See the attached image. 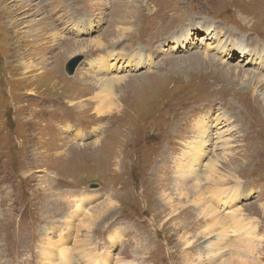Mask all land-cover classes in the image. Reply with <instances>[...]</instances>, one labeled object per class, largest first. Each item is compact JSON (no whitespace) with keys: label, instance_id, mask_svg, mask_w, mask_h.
<instances>
[{"label":"rangeland","instance_id":"rangeland-1","mask_svg":"<svg viewBox=\"0 0 264 264\" xmlns=\"http://www.w3.org/2000/svg\"><path fill=\"white\" fill-rule=\"evenodd\" d=\"M260 4L0 0V264H264Z\"/></svg>","mask_w":264,"mask_h":264},{"label":"bare ground","instance_id":"bare-ground-1","mask_svg":"<svg viewBox=\"0 0 264 264\" xmlns=\"http://www.w3.org/2000/svg\"><path fill=\"white\" fill-rule=\"evenodd\" d=\"M51 1V0H50ZM55 1V0H54ZM261 1V4L259 5V8L261 9V10H263L264 11V0H259V2ZM53 2V1H52ZM56 2H58V1H56ZM55 2H53V4H54ZM254 3H257V2H255L254 1ZM51 4V3H50ZM56 5V4H55ZM61 5V4H60ZM54 7V6H53ZM53 10V9H52ZM51 11V10H50ZM197 29V32H200V30H198V29H200V28H196ZM208 35H211V32L208 30ZM177 32H173V33H171L172 35H175ZM192 35H193V33H192ZM260 39L261 40H263L264 41V32L260 35ZM166 41H169V43H170V41H173L172 39H167ZM168 43V44H169ZM189 50H192V49H189ZM243 53V52H242ZM244 56H246V59H247V64L248 63H261V66H264V53H262V55H259L258 54V52L256 53V51H248V49L247 50H245L244 51V53H243V55H242V57L243 58H245ZM207 60H209L211 63H212V61L210 60V59H208V58H206L205 57V59H204V61H207ZM215 62V61H214ZM213 62V63H214ZM143 63H141V60L140 61H138V62H136L135 63V65H142ZM219 64V63H218ZM220 65V64H219ZM215 66V65H214ZM216 67V66H215ZM134 70H136V69H134ZM263 70H264V67H263ZM251 81H253V78H251ZM263 82V80L262 79H259V83H262ZM111 115V114H110ZM216 121V120H215ZM208 124H205V123H202V125L200 126V134H199V137H200V139H201V141H200V143L198 144V146L197 147H195V149H193V151L194 152H197V151H199V150H201L207 143H208V141H206L205 140V138H206V134H207V128H208ZM210 127V126H209ZM212 127H213V124H212ZM210 129V128H209ZM220 135V134H219ZM179 165H182V164H179ZM213 169H215V167L213 168ZM178 175H177V178H178V180L179 181H181V182H184V181H186L187 179H188V177H186V174L184 173V171H183V168H181L179 171H178V173H177ZM222 190H216V188L214 189V190H212V191H207V193H208V195H211V196H209V197H207V194L206 193H204L203 191H199L198 193H194V197H197V199H199V202H202V203H205V204H207V203H209V202H211L212 200H215V201H219V200H221V197H219L218 196V194H217V192H221ZM237 193H235L234 195H236ZM207 197V198H206ZM233 199V196H230V200H232ZM208 206V207H207ZM204 208H206L205 210H203V211H201V212H199L198 213V219H202V218H204L205 220H207V218L209 217V216H212V215H214V213H212V210H211V208H210V206L209 205H206ZM200 222H205V221H203V220H201V221H199V222H196V224L197 225H200ZM30 245V242H29V244H27L26 246H29ZM8 249L9 250H13V249H18V254H20L19 253V249L22 247L23 248V250L25 251L27 248L26 247H24L23 245H20L19 243H15V245H13V244H8Z\"/></svg>","mask_w":264,"mask_h":264},{"label":"water","instance_id":"water-1","mask_svg":"<svg viewBox=\"0 0 264 264\" xmlns=\"http://www.w3.org/2000/svg\"><path fill=\"white\" fill-rule=\"evenodd\" d=\"M81 59L80 58H74L72 59L68 64H67V73L69 76H73L76 72V69L78 67V65L80 64ZM93 189H96L97 186H92Z\"/></svg>","mask_w":264,"mask_h":264}]
</instances>
